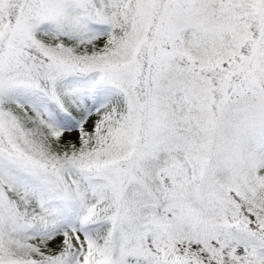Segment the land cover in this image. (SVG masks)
Returning <instances> with one entry per match:
<instances>
[{"label": "snow or ice", "instance_id": "6c2138e0", "mask_svg": "<svg viewBox=\"0 0 264 264\" xmlns=\"http://www.w3.org/2000/svg\"><path fill=\"white\" fill-rule=\"evenodd\" d=\"M0 264H264V0H0Z\"/></svg>", "mask_w": 264, "mask_h": 264}]
</instances>
